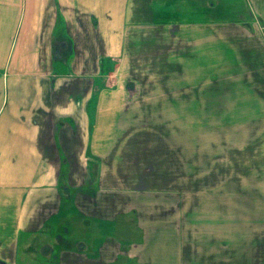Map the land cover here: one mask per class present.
<instances>
[{
	"label": "crops",
	"instance_id": "obj_1",
	"mask_svg": "<svg viewBox=\"0 0 264 264\" xmlns=\"http://www.w3.org/2000/svg\"><path fill=\"white\" fill-rule=\"evenodd\" d=\"M220 1L18 0L17 40L5 47L10 7L0 8V264H29L33 244L49 251L51 264H169L167 248L176 264L210 253V264H264V14L218 18ZM163 75H177L178 84L159 81ZM240 76L237 84L211 83ZM212 91L241 99L203 96ZM155 123L176 128L161 138L178 141L179 171L193 140L191 170L219 165L244 181L243 194L256 195L241 226L219 210L190 218L193 229L183 228L179 210H144L147 201L179 207L182 200L180 191H137L122 179L143 147L138 141L156 139ZM218 124L229 127L203 130ZM234 124L251 131L234 133ZM67 188L82 192L68 199ZM73 205L81 237L71 226ZM121 219L137 222L142 245L131 240L140 235L133 229L123 239ZM203 225L224 241L188 244Z\"/></svg>",
	"mask_w": 264,
	"mask_h": 264
},
{
	"label": "rangeland",
	"instance_id": "obj_2",
	"mask_svg": "<svg viewBox=\"0 0 264 264\" xmlns=\"http://www.w3.org/2000/svg\"><path fill=\"white\" fill-rule=\"evenodd\" d=\"M9 8L10 12L4 14V18L8 22V26L5 28V32L7 31L9 34V37L4 36V47L5 42L10 41V43H13L17 40V28L15 27L14 30V23L17 22L19 12L18 9V0H0V8ZM218 18L222 17H235L240 13L245 19L249 20L252 16L251 13L254 14L255 19L261 18V15L264 14V0H221L218 4ZM190 12H182L183 15H185V18H193L192 13ZM259 13V14H258ZM16 60V54L13 63ZM2 62V61H1ZM0 62V63H1ZM2 78V69L0 68V79ZM140 78V77H139ZM178 76H165L159 78V81H164L169 84H178ZM243 78L240 77H232V78H226V77H218L217 79L211 81V83H216L218 85H227V84H237L241 83ZM143 80V79H142ZM146 80V78H144ZM247 80L251 82L254 81L252 78H247ZM242 94V93H241ZM207 95V96H206ZM179 95L177 93H174L173 95L169 96V98H177ZM203 96H205L208 99H241L240 94L237 93H226L224 91H212L203 93ZM173 110V109H172ZM207 128L205 130L208 131H218V132H225L226 128L229 127V125L224 124H218V125H203ZM244 126L248 128V131H251L249 129V126L242 125V124H234L230 126V129L233 130L234 133H240L242 131L245 132ZM212 127V129H211ZM154 128V134L153 136L156 138L154 141L151 140H143L138 141L139 145H142L140 153L137 155L136 161L132 162L130 165H123V181L127 180L125 184L127 186L130 185V183H136L137 186H132L130 188L137 190V191H149L150 189H153L154 191L158 190H170L171 196H175L177 191H180L182 194V200L179 203V207H177V201L176 200H170L169 207L163 205L161 206L159 204V201L154 200L152 204H149L150 201H147L146 207L144 210L146 211H158V213L161 215L165 211L169 212L170 214L177 215V212L179 210L180 213H182V221L183 228L187 229H193L194 226L191 225V221H189L190 218H193L194 216L201 215V218H205V215L209 218L212 217V211H218L217 216H224L225 213H230L231 217L234 219L239 220V225L241 226V220L243 217V213H247L250 209L253 208L254 198H256V195H253V197L250 195H245L247 190L245 189V183L244 181H241V178L236 176L230 175V173L225 171L224 169L219 168V165H215V167H211L210 171L207 172H194V170H191L188 165L192 162V154L189 153V145L193 146L194 141L193 140H187L186 143V165L185 170L179 171V165H178V157L176 153V145L178 143L177 140L169 139V140H163L161 137V131H164V135H172L174 131H176V128L172 130V125H166V127L163 129V125L155 123L153 125ZM229 129V130H230ZM160 131V133L158 132ZM196 131V130H195ZM194 128H193V132ZM168 133V134H166ZM150 135V134H148ZM152 142V145H151ZM219 143H223L225 141H218ZM242 141L235 140V143L240 144ZM220 145V144H219ZM161 154V155H160ZM164 155V156H162ZM160 159V161H157ZM135 163V164H134ZM189 167V168H188ZM125 169V170H124ZM137 169V170H135ZM77 174V173H75ZM107 174H113L110 172H107ZM235 174V173H234ZM245 176L250 175L251 172H245L243 173ZM255 174V172H254ZM91 175H94L91 173ZM182 177L181 180H179L180 176ZM107 176V175H106ZM252 176V174L250 175ZM130 177H133L130 180ZM181 181L183 184H185V188H178L176 187ZM130 182V183H129ZM161 182H164L168 185H171L167 188H161L157 187ZM197 184V185H195ZM174 186V187H173ZM195 186V187H194ZM97 189H95L96 191ZM252 191H257V188L250 189ZM75 191H81V189L76 188H67L66 193L68 195V199L71 197L70 195H73ZM82 192V191H81ZM243 194V195H242ZM80 195V194H79ZM153 195H159L157 192H155ZM73 197V196H72ZM78 197V196H77ZM156 197V196H155ZM258 197V196H257ZM65 206V205H63ZM74 209V222L71 221V226L73 227L74 234L80 236L82 234V216L77 211V206L73 205ZM164 211V212H163ZM162 212V213H161ZM211 212V214H209ZM165 214V213H164ZM176 217V216H175ZM124 218V216H123ZM137 221V218H135ZM211 221V219H209ZM207 221L206 223L209 224L210 221ZM135 220L133 221H125L121 219V222L119 224L120 229L122 230L123 239L125 238V235L127 237H132V231L130 229L134 230V232H137L140 235H137V237H132L131 240H136L137 245H142V239H143V231L139 227V225H135L137 223ZM139 221V220H138ZM73 222V224H72ZM190 222V223H189ZM154 223V222H153ZM160 224L156 225H162L161 221ZM172 223V221H171ZM173 224V223H172ZM240 226H238L240 228ZM174 227V226H173ZM182 227V226H181ZM182 228V231L184 229ZM210 228L211 225H203L200 226V231L196 232V236L191 237L188 241V244H198L199 246H207L212 247L211 244H217L218 242L224 241L222 238H218V236L213 235L210 236ZM237 234L242 235L241 231L236 232ZM125 234V235H124ZM81 237V236H80ZM163 237L161 235H158L156 237L157 242H162ZM171 242H174L171 239ZM79 244H77L80 247V241H78ZM231 244V241H230ZM157 245L156 252L158 254H161V244H155ZM138 246V247H139ZM36 245L34 244L30 247L29 252H27V258L30 260L29 264H51L48 262L50 259L49 251H43L35 250ZM169 253H171V260H169V264H176L177 261L173 259L174 253L170 251L169 248L165 249ZM210 252V251H209ZM199 255L201 256L203 252L198 251ZM186 254V252L184 253ZM211 254V253H210ZM210 254L206 255V260H196V263L194 264H203V263H212L213 259L210 258ZM240 255V253H238ZM230 260L231 261H238L236 260V252L230 253Z\"/></svg>",
	"mask_w": 264,
	"mask_h": 264
}]
</instances>
